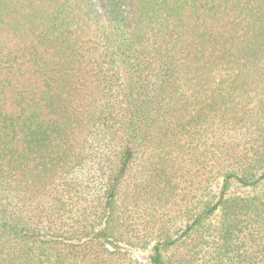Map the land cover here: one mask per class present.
I'll return each mask as SVG.
<instances>
[{"label":"trees","instance_id":"obj_1","mask_svg":"<svg viewBox=\"0 0 264 264\" xmlns=\"http://www.w3.org/2000/svg\"><path fill=\"white\" fill-rule=\"evenodd\" d=\"M0 264H264V0H0Z\"/></svg>","mask_w":264,"mask_h":264},{"label":"rangeland","instance_id":"obj_2","mask_svg":"<svg viewBox=\"0 0 264 264\" xmlns=\"http://www.w3.org/2000/svg\"><path fill=\"white\" fill-rule=\"evenodd\" d=\"M133 255L136 257V258H138V259H140V260H144L145 259V256H146V253H144V252H133Z\"/></svg>","mask_w":264,"mask_h":264}]
</instances>
